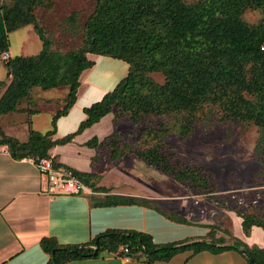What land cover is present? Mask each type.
<instances>
[{
    "label": "trees",
    "instance_id": "1",
    "mask_svg": "<svg viewBox=\"0 0 264 264\" xmlns=\"http://www.w3.org/2000/svg\"><path fill=\"white\" fill-rule=\"evenodd\" d=\"M43 1L14 0L11 7L0 6V55L9 52V34L29 25L42 43L35 56L9 55L4 60L12 78L0 96V117L16 112L24 102H31L35 87L44 91L65 87L68 93L47 133L30 130L27 142L20 143L0 129V146L6 147L13 158L50 159L48 151L54 145L69 143L74 136L110 114L113 108L130 113L132 118L141 114L163 116L180 112L193 116L205 103L220 106L227 118L251 122L260 128L263 134L260 143L264 147V22L249 26L241 19L246 9H264V0H199L190 5L182 0H98L85 25L83 46L63 55L50 49V41L36 23L34 8ZM88 54L125 62L127 75L99 102L84 109L86 118L75 133L52 141L57 119L76 101L81 73L94 65L87 58ZM155 72L164 75L163 85L146 77ZM87 146L96 147V139ZM138 156L149 165L160 163L164 173L170 172L156 149ZM53 166L59 169L54 163ZM66 170L92 192L108 191L95 187L94 175ZM172 177L177 182L199 184L201 188L207 184L205 178L187 169ZM93 201L95 205L105 206H156L149 201L117 196H105L102 202ZM165 216L178 223H188L172 213ZM242 226H256L264 231V226L250 216L243 218ZM206 227L211 230L208 239L185 245H155L147 234L108 230L87 244L61 247L43 240L41 247L49 254L48 264H66L96 258L103 253L143 259L152 264L167 262L187 250L193 254L236 250L245 255L248 264H264L261 249L251 248L241 240L239 245H224V240L215 238L212 226ZM120 247L126 252H120Z\"/></svg>",
    "mask_w": 264,
    "mask_h": 264
},
{
    "label": "rangeland",
    "instance_id": "2",
    "mask_svg": "<svg viewBox=\"0 0 264 264\" xmlns=\"http://www.w3.org/2000/svg\"><path fill=\"white\" fill-rule=\"evenodd\" d=\"M97 1L44 0L34 8L36 23L50 41L52 51L63 55L83 46L85 25ZM182 1L190 5L199 0ZM13 3L14 0H0V6L11 7ZM241 19L249 26L258 25L264 22V9H246ZM41 48L32 25L9 34L11 57L35 56ZM4 62L0 55V87H6L12 78ZM105 74L99 67L97 80H104ZM146 77L158 85L165 82L161 73H149ZM67 93L65 87L33 89L35 104L43 111L41 122L51 121V113L62 108ZM46 98L52 101L44 104L42 100ZM97 124L96 128H108L111 132L99 146L97 156L99 169L103 167L107 171L108 191L133 189L147 194L157 191L159 195L186 197L190 211L203 214L207 224L226 243L239 245L242 239L239 236H246L252 241L249 247L264 252V231L251 227L261 229L262 238L258 241L253 229L242 226L245 216L264 226V147L260 143L263 135L260 128L251 122L225 117L221 107L211 103L201 105L193 116L180 112L163 116L141 114L132 118L130 113L113 108ZM14 125L4 126L6 135H15L20 143L27 142L25 123ZM155 149L167 162L168 174L161 170L160 163L149 165L138 156ZM186 169L205 178L206 187L173 179L174 174ZM105 173L100 179H104Z\"/></svg>",
    "mask_w": 264,
    "mask_h": 264
},
{
    "label": "crops",
    "instance_id": "3",
    "mask_svg": "<svg viewBox=\"0 0 264 264\" xmlns=\"http://www.w3.org/2000/svg\"><path fill=\"white\" fill-rule=\"evenodd\" d=\"M87 58L94 65L81 73L76 101L65 115L57 119L52 141L62 140L75 133L86 118L84 109L99 102L127 75L128 65L121 60L91 54H88ZM99 67L106 72L104 80L101 81L97 80ZM5 88L0 87V96ZM32 92L31 102H24L17 107L16 112L0 117V129L5 135V125L10 127L18 125L19 122L25 123L28 135L30 130L40 133L38 131L52 129L51 121L57 111L51 113L50 122H41L44 120L40 116L43 111L41 106L35 104ZM42 101L47 104L52 100L46 98ZM96 124L74 136L69 143L54 145L48 155L59 169L68 168L92 174L95 176V187L107 189V171L105 173L103 167L99 169L97 156L99 146L111 132L108 128H96ZM11 137L17 139L15 135ZM94 138L97 146L89 148L87 143L92 142ZM104 173V179H100ZM45 187L46 180L39 175L31 159H15L6 147L0 146V264H48L49 254L41 247L43 240L61 247L78 246L89 243L95 236L108 230H122L147 234L155 245H185L208 239L211 231L206 227L209 224L203 214L196 210L193 213L190 211V201L186 197L159 195L157 191L147 194L133 189L107 192L90 190L89 194L75 196H47L42 193ZM105 196L145 200L156 206L94 204V199L102 202ZM169 213L178 215L188 223H178L165 216ZM251 229L260 241L261 229ZM212 233L215 238H221L219 232L213 230ZM239 237L247 246L251 245L250 237ZM226 244L228 243L225 242L224 245ZM66 264L148 263L143 259L132 260L113 253H103L96 258ZM152 264H248V261L243 253L236 250L216 254L208 251L193 254L187 250L177 253L167 262Z\"/></svg>",
    "mask_w": 264,
    "mask_h": 264
},
{
    "label": "built area",
    "instance_id": "4",
    "mask_svg": "<svg viewBox=\"0 0 264 264\" xmlns=\"http://www.w3.org/2000/svg\"><path fill=\"white\" fill-rule=\"evenodd\" d=\"M9 58L8 53L2 55V59ZM40 176L46 180V187L42 191L47 196H75L90 193L86 187L73 173L66 169H55L53 162L49 158L32 160ZM120 252H126L124 247L119 248Z\"/></svg>",
    "mask_w": 264,
    "mask_h": 264
}]
</instances>
